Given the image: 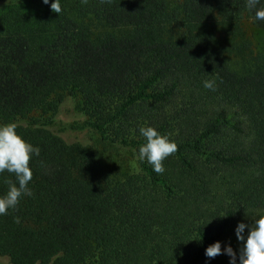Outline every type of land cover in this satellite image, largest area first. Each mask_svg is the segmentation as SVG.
<instances>
[{
  "label": "trees",
  "instance_id": "1",
  "mask_svg": "<svg viewBox=\"0 0 264 264\" xmlns=\"http://www.w3.org/2000/svg\"><path fill=\"white\" fill-rule=\"evenodd\" d=\"M3 1L0 124L14 123L39 155L32 195L0 215V258L229 264L237 223L264 210V58L242 28L264 21L247 0H60L59 14L51 0ZM60 92L79 98L84 126L134 151L135 173L105 175L90 151L31 118L54 113ZM143 126L177 145L161 174L138 159ZM9 183L0 172V196ZM216 241L221 254L206 257Z\"/></svg>",
  "mask_w": 264,
  "mask_h": 264
},
{
  "label": "clouds",
  "instance_id": "2",
  "mask_svg": "<svg viewBox=\"0 0 264 264\" xmlns=\"http://www.w3.org/2000/svg\"><path fill=\"white\" fill-rule=\"evenodd\" d=\"M49 5L50 0H42ZM247 8L254 13L256 21H264V6L260 0H247ZM52 12L61 13L60 0H51ZM214 81L205 80L203 86L214 90ZM139 134L145 142L138 148V159L146 161L152 171L161 174L165 171L163 161L177 151L175 141L167 135L161 134L152 126L139 128ZM39 155V148L25 141L17 132L14 123L0 124V172L7 171L15 176V183H9L7 191L0 196V215L14 209L20 197L31 196L28 187L32 180V170L29 161L32 156ZM248 229L245 234V229ZM235 236L242 242L238 254L231 246L226 245L224 253L229 256V264H264V210H261L251 225L238 222L235 227ZM221 254V243L213 242L205 248V256L213 258Z\"/></svg>",
  "mask_w": 264,
  "mask_h": 264
},
{
  "label": "rangeland",
  "instance_id": "3",
  "mask_svg": "<svg viewBox=\"0 0 264 264\" xmlns=\"http://www.w3.org/2000/svg\"><path fill=\"white\" fill-rule=\"evenodd\" d=\"M5 2L0 0V8ZM242 28L249 39L253 55L264 58V30L255 28L248 20L242 22ZM59 95L61 102L54 113L43 116L35 112L31 118L66 143L90 151L103 173L111 178L122 179L138 170L132 149L103 141L97 132L83 125L84 117L80 112L78 97L71 98L65 92H60ZM18 124L28 126L29 122L19 121ZM0 264L9 263L0 258Z\"/></svg>",
  "mask_w": 264,
  "mask_h": 264
}]
</instances>
